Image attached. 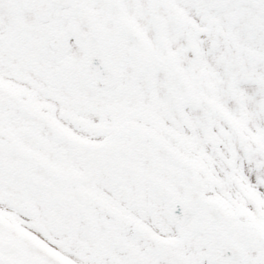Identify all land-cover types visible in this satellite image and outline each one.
Here are the masks:
<instances>
[{
  "label": "snow or ice",
  "instance_id": "snow-or-ice-1",
  "mask_svg": "<svg viewBox=\"0 0 264 264\" xmlns=\"http://www.w3.org/2000/svg\"><path fill=\"white\" fill-rule=\"evenodd\" d=\"M0 264H264V0H0Z\"/></svg>",
  "mask_w": 264,
  "mask_h": 264
}]
</instances>
